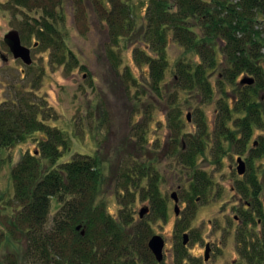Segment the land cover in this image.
Returning a JSON list of instances; mask_svg holds the SVG:
<instances>
[{
	"label": "rangeland",
	"instance_id": "obj_1",
	"mask_svg": "<svg viewBox=\"0 0 264 264\" xmlns=\"http://www.w3.org/2000/svg\"><path fill=\"white\" fill-rule=\"evenodd\" d=\"M116 3H126L131 7L139 35L144 29L148 0H113L111 4L109 0L102 3L83 0L81 4L75 0H64L62 19L55 22L64 40L57 49L52 42L47 44L36 38L34 18L40 20V11L33 9L30 12L0 0V101H12L28 92L36 103L45 100L46 124L61 131L67 141L66 148H58L61 154L59 163L67 162L78 154L97 156L101 161L102 182L96 201L104 203L107 212L117 216L122 209L117 198L128 196V211L133 213L134 225L141 221L148 223L154 235L165 239L161 264H235L239 257L235 249L238 225L234 217L238 209L245 207L244 201L251 202L250 198L242 200L240 194H235L233 189L238 187L237 180L245 188L255 190L247 182V176L253 173L257 177L258 199L264 216V156L248 160L250 150L257 148L259 133L251 139L246 152L238 153L233 146H225L226 152L220 164L210 156L200 158L197 170L211 179V188L202 198L196 200L195 197L187 202L186 191L195 185V171L179 164L177 152L184 151L186 142H173L176 131L173 123L190 139L192 134L200 132L201 118L209 128H213L219 112L218 99L227 100V105L232 108L238 98V82L244 76L236 85H227L223 69L219 67L210 77L215 99L211 104L205 103L198 91H185L177 82L176 62L185 57L193 66L200 62L199 57L185 53L171 41L167 47L169 65L166 76L155 91L148 81L149 67L139 66L133 60L134 40L126 39V42L116 44L111 39L107 17L113 6L119 5ZM11 30H17L23 46L31 49V66L13 59L4 42L5 35ZM138 37L135 46L142 48V35ZM67 51L71 54L67 55ZM221 58L218 55L219 62ZM42 136L33 134L14 148L0 150V158L3 159L0 167V209L4 205L3 197L6 201L13 199L11 171L24 154L39 156L45 169L50 166L41 155L39 145ZM238 158L246 162L247 173L243 177L237 175ZM132 168L144 170L138 175L131 173ZM151 180L157 182L166 202L164 220L153 216L149 200L144 199V188ZM175 192L179 197V216H176V204L171 198ZM147 207L151 213L141 219L139 212ZM58 208L53 201L50 221ZM1 214H5L3 209ZM260 218L262 225L259 227L255 221L252 233L259 234L261 238L264 236V217ZM2 223L0 218V236L6 228ZM239 232L238 235L242 233ZM184 234L189 235V242L182 263L181 258L174 260L173 254L177 247H183ZM16 241L19 244L11 242L3 246L1 260L11 253L17 256L24 254L25 239L16 238ZM206 243H212L213 251L208 262L203 260ZM179 250L182 252V248ZM260 252L263 253L261 262L253 260L252 264H264L263 243ZM248 262L251 261L248 259ZM248 262L243 258L242 264H250Z\"/></svg>",
	"mask_w": 264,
	"mask_h": 264
},
{
	"label": "trees",
	"instance_id": "obj_2",
	"mask_svg": "<svg viewBox=\"0 0 264 264\" xmlns=\"http://www.w3.org/2000/svg\"><path fill=\"white\" fill-rule=\"evenodd\" d=\"M63 2L6 0L9 5L30 12L40 11V20L34 18L36 38L43 43L52 42L57 49L64 41L55 26L62 19ZM75 2L81 4L83 0ZM116 4L119 5H114L107 17L111 39L116 44L134 40L133 60L139 66L149 67L148 81L155 91L166 76L167 47L171 41L185 53L199 57L200 62L193 66L185 57L176 62L177 82L185 91H198L205 103L211 104L215 99L210 77L219 67L227 85H236L242 76L254 80L253 85H240L244 77L240 79L238 98L232 108L227 100L219 98L217 123L209 128L201 118L200 132L192 134V140L173 123L175 143L183 138L187 147L177 152L178 161L195 171V185L191 188L194 196L190 201L202 198L211 188V179L197 170L200 158L210 156L220 164L225 146H233L238 153L246 152L256 133H259L257 148L250 150L248 160L264 156V0H148L144 32L139 35L131 7L126 3ZM141 35L143 47L138 48L135 40ZM218 55L222 57L220 62ZM29 94L0 101V150L14 148L33 134H42L41 155L50 166L45 169L39 156L24 154L12 169L14 196L8 201L2 196L5 214L0 209L6 227L0 236V250L11 242L19 244L16 238L25 239L26 248L22 256L8 254L0 259V264H157L148 248L153 231L142 221L134 225L133 213L128 211L129 197L117 198L122 209L112 216L104 203L96 201L102 182L99 158L78 154L59 163L58 148H66L67 144L64 134L46 124L45 100L36 103ZM137 169L131 173L139 175L144 170ZM247 178L258 193L257 177L251 173ZM238 188L250 197L249 189L241 185ZM144 189H147L144 199L149 200L153 216L164 220L167 206L155 180ZM53 201L59 208L50 221ZM244 239V248L250 247ZM253 242L255 247L246 254L250 264L255 259L261 262L263 257L260 241Z\"/></svg>",
	"mask_w": 264,
	"mask_h": 264
},
{
	"label": "flooded vegetation",
	"instance_id": "obj_3",
	"mask_svg": "<svg viewBox=\"0 0 264 264\" xmlns=\"http://www.w3.org/2000/svg\"><path fill=\"white\" fill-rule=\"evenodd\" d=\"M173 140H174V138H173ZM181 140L183 141L184 139L182 138ZM173 142L175 143V140ZM186 148H187L186 146L183 147V150H185ZM244 163H245V168H246V162L244 161ZM179 164L182 165L180 162H179ZM247 165H249V164H247ZM182 166L185 167L184 165H182ZM145 168H149V167L146 166ZM185 168H188V167H185ZM246 173H247V168H246L245 174ZM245 174L244 175H239L238 172H237V175L239 177H243V176H245ZM239 182H240L239 180H237V182H236L238 184V187H239V185H241V184H239ZM156 187L158 189L159 195H161L160 189L158 187L157 182H156ZM238 187H237V189L236 188L233 189L235 191V194H238V195L240 194V197L242 198V200L245 199V198L246 199L250 198V201H251V202L244 201L245 202L244 203L245 204L244 205L245 207H242V208L238 209L237 215L234 217L235 220H236V222H237V225H238V230L236 232L237 233L236 234V242H237V244H236V248L235 249H236L237 255L239 257L236 260V263L235 264H242L243 258H244L245 261L248 262V259L249 258H248V256L246 254L251 249H253L255 247L254 242H253L255 239L259 240L260 241V244L261 243H264V236L260 238L259 234L252 233L254 231V226L258 225L260 227L262 225L263 220L260 217H264V216H263V206H262L261 202L258 199L259 194L256 192V190L249 189L248 190V194L250 195V197H248ZM241 187H243V186L241 185ZM208 191H209V189L206 191V193ZM258 192H259V190H258ZM255 193H256V195H254ZM173 195L176 196V198L178 199V204H179V197H178L177 193L176 192L175 193H172L171 198H172ZM204 195H206V194H204ZM186 196H187V202H189L190 199L194 196V194H193V192H192L191 189H188V192L186 191ZM198 198H201V197H197L196 200H198ZM241 198H239V202H240ZM258 203H259V207L257 206ZM178 207H179V205H178ZM150 213H151V211L149 209V212H148V214L146 216H149ZM152 213H153V211H152ZM179 213H180V209H179L178 214H176V216H179ZM255 221H256V225H255ZM238 232L239 233L242 232V233L238 235ZM185 235L187 236V242H186V244H184V236ZM158 236H160V235H158ZM253 236L256 237V238H254ZM244 238H246L247 245L249 244L250 247L244 248V242H243V240H245ZM182 239H183L182 240V246L183 247H180V248H182V252L179 250L180 248L177 247L175 249V251H174L173 256H174V260H176L178 258H181L182 263H184V259L186 258V255H185L186 254V246H187V244L189 242V235L188 234H184ZM163 240H164V243H165V246H166L165 239L163 238ZM211 245H212V243H206L205 246H204V255H203L204 262H208L210 260L209 257H210V255L213 252L212 251V248H211ZM256 246H257V244H256ZM164 251H165V247H164ZM163 260H164V252H163ZM161 263H157V264H161ZM248 263H250V262H248Z\"/></svg>",
	"mask_w": 264,
	"mask_h": 264
},
{
	"label": "water",
	"instance_id": "obj_4",
	"mask_svg": "<svg viewBox=\"0 0 264 264\" xmlns=\"http://www.w3.org/2000/svg\"><path fill=\"white\" fill-rule=\"evenodd\" d=\"M4 42L9 48V51L13 57L14 60H21L26 66H31L33 64V60L31 58V49L23 46L21 41L20 33L17 30H11L9 31L5 37ZM4 61L7 59L4 55L1 56ZM254 80L250 77H244L240 81V85H253ZM189 120V116H188ZM237 172L239 175H244L246 168L245 163L241 158L237 159ZM172 199L175 202V213L178 214L179 207H178V199L175 195L172 196ZM149 212L148 208H143L139 212V216L141 219H143ZM80 227H78V230ZM82 236H84V231L81 233ZM187 242V236H184V244ZM165 243L161 236L154 235L150 238L148 242V248L152 255L154 256L157 263H161L163 261V252H164Z\"/></svg>",
	"mask_w": 264,
	"mask_h": 264
}]
</instances>
